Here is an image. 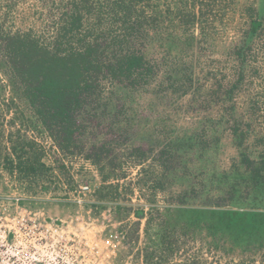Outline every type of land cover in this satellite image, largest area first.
<instances>
[{"label": "trees", "instance_id": "trees-1", "mask_svg": "<svg viewBox=\"0 0 264 264\" xmlns=\"http://www.w3.org/2000/svg\"><path fill=\"white\" fill-rule=\"evenodd\" d=\"M59 1L56 18L45 24L48 35L5 29L0 19V65L31 111L24 119L61 153L73 154L84 145L78 121L100 113L102 99L108 101L102 117L121 113L123 103L150 87L168 104L173 96L186 97L188 106L206 108L208 115L187 124L182 139L156 142L154 158L135 150L137 172L127 189L148 205L131 211L135 232L144 220L143 262L206 264L190 253V243L199 241L232 260L246 257L235 264H264V6L230 0L232 31L222 34L216 30L225 0ZM4 104L0 162L31 183L53 168L15 128L14 117L4 121L11 110ZM90 149L85 157L100 174L96 199L115 203V217L123 220L130 211L120 203L127 171L103 162L105 145ZM219 150L228 161L222 169L213 165Z\"/></svg>", "mask_w": 264, "mask_h": 264}, {"label": "rangeland", "instance_id": "rangeland-1", "mask_svg": "<svg viewBox=\"0 0 264 264\" xmlns=\"http://www.w3.org/2000/svg\"><path fill=\"white\" fill-rule=\"evenodd\" d=\"M59 2V0H0V19L3 20L5 29L25 30L32 28L35 32H44V35H48L50 30L45 27V24L52 18H56ZM224 2L227 6L223 10V23L217 25L216 31L222 34H231L230 0ZM233 2H240V6L253 3L260 9L264 6V0H233ZM200 49L206 55L211 56L208 60H211L216 66V58L211 54V49L204 44L201 45ZM17 87L15 78L0 65V108H5L4 103L11 104L9 99L11 96L13 97L11 110L5 113L4 121L7 122L14 117L15 128H20L21 134L30 140H34L35 147L42 150V160L53 169L31 178L32 181L29 183V180L26 182L16 174H10L0 162V198L6 194L21 196L25 205L40 208L45 216L52 218H64L79 209L86 219V209H92L90 216L96 217L103 208H110L112 220L106 221L108 224L106 227H101L99 221L94 222L93 229L89 231V237L95 239L96 235L103 237L116 231L121 234L122 239L118 245L117 255L111 258L109 263L144 264L140 252L143 244L144 220L142 219L139 224V231L135 232L131 222L136 221V218L131 211L136 207H144L147 210L148 205L140 197L137 190L131 193L127 189V186H131L134 181L137 172V167L134 165L135 160H137L136 151L144 150L149 158H154L159 149L156 142H168L169 138L173 137L175 140L178 137L182 139L187 124L192 126L193 122L198 120L200 116L208 115L206 108L188 106L186 97L173 96L168 104L167 100L155 96L152 87H150L140 91L139 94H134L131 101L123 103L121 107L117 104L121 108V113L115 116L103 115L102 117V104L108 102L107 99H102L98 106L100 113H95L94 117L87 115L78 121L79 126L76 133L78 139L84 144L83 151L63 154L46 132H41L39 128L34 129L33 123L25 120L29 119L31 111L24 100L19 97V94H14L13 90H17ZM166 134L168 136L165 138ZM14 135L15 133H13ZM92 145H105L106 152L103 162L112 160L116 164L122 165V171H127V177L120 180V183L126 186L121 190L120 203L130 209L129 214L121 217L124 218L123 220L115 217V203L96 199L95 191L100 186V174L97 166L85 157L88 152H91ZM227 152H231L229 147L226 149ZM224 154L225 152L219 150L213 157V165L222 169L228 163L223 158ZM84 182L88 184L89 190L84 194H79L83 201L80 206L76 201L77 196L67 194V191L77 189L78 184ZM98 203L103 204V208L99 209L92 206V204ZM190 246V253L202 255L207 261L206 264L210 262L235 264L240 262L241 258H246L235 255L232 260L227 254L219 252L213 247L209 248L199 241L191 242ZM176 260L179 261V259ZM173 262L170 261V264H174Z\"/></svg>", "mask_w": 264, "mask_h": 264}, {"label": "built area", "instance_id": "built-area-1", "mask_svg": "<svg viewBox=\"0 0 264 264\" xmlns=\"http://www.w3.org/2000/svg\"><path fill=\"white\" fill-rule=\"evenodd\" d=\"M88 190L84 182L67 194L76 195L81 206L79 194ZM21 199L13 194L0 199V264H110L117 255L120 233L89 237L94 222L106 227V221L112 220L110 208H103L96 217L90 216L92 209H86V219L79 209L64 218H52L40 208L21 204Z\"/></svg>", "mask_w": 264, "mask_h": 264}]
</instances>
